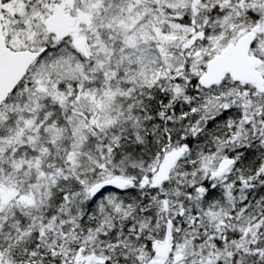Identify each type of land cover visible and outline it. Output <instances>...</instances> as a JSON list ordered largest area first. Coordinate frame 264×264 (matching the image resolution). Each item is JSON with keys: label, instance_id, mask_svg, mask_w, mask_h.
I'll list each match as a JSON object with an SVG mask.
<instances>
[{"label": "snow or ice", "instance_id": "snow-or-ice-1", "mask_svg": "<svg viewBox=\"0 0 264 264\" xmlns=\"http://www.w3.org/2000/svg\"><path fill=\"white\" fill-rule=\"evenodd\" d=\"M0 264H264V0H0Z\"/></svg>", "mask_w": 264, "mask_h": 264}]
</instances>
